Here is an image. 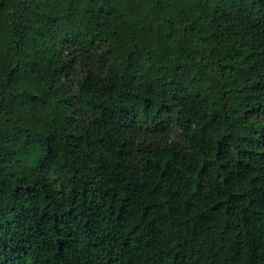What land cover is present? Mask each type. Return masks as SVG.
<instances>
[{"label":"trees","instance_id":"obj_1","mask_svg":"<svg viewBox=\"0 0 264 264\" xmlns=\"http://www.w3.org/2000/svg\"><path fill=\"white\" fill-rule=\"evenodd\" d=\"M0 264H264V0H0Z\"/></svg>","mask_w":264,"mask_h":264}]
</instances>
